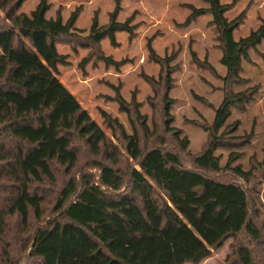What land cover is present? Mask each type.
<instances>
[{
  "label": "trees",
  "instance_id": "obj_1",
  "mask_svg": "<svg viewBox=\"0 0 264 264\" xmlns=\"http://www.w3.org/2000/svg\"><path fill=\"white\" fill-rule=\"evenodd\" d=\"M26 1L0 0V264H201L241 234L261 240L248 189L255 174L237 164L242 155L236 149L249 138L238 142L231 136L238 123L228 125L233 109L250 96H226L208 129L209 142L191 157V168L175 150L144 148L138 130L128 135L103 111L107 128L138 165L124 173L118 147L57 77L66 64L57 44L80 38L76 24L81 8L67 21L48 19L51 6L45 0L30 15L19 14ZM206 2L208 9L189 6L184 26L213 17L210 26L223 50L221 64L228 82L238 84L243 63L264 42V21L235 41L245 14L230 21L226 14L233 5ZM118 17L119 7L106 27L95 19L85 41L115 44L118 33L133 35V19L120 23ZM150 55L166 69L161 103L166 131L188 153L189 140L171 128L173 59L159 57L151 45ZM120 104L127 110L125 102ZM140 125L148 128L146 118L140 117ZM220 149L229 151L225 165L216 155ZM83 153L96 158L92 167L98 175H76ZM224 172L233 181L216 177ZM260 174L264 188V158ZM229 264H256L253 249L240 246Z\"/></svg>",
  "mask_w": 264,
  "mask_h": 264
},
{
  "label": "rangeland",
  "instance_id": "obj_2",
  "mask_svg": "<svg viewBox=\"0 0 264 264\" xmlns=\"http://www.w3.org/2000/svg\"><path fill=\"white\" fill-rule=\"evenodd\" d=\"M43 0H27L19 14L30 15ZM51 11L47 18L61 16L67 21L81 8L76 24L77 40L58 43L57 49L66 57V64L59 67L60 82L75 96L82 108L103 129L107 137L118 147L121 154L119 168L126 173L138 168L124 149L125 143L114 138L102 117L106 112L116 118L128 135L134 130L141 133L144 148L161 146L165 150L181 153L185 165L192 167L191 157L200 154L209 142L208 129L214 124L217 110L226 96L246 93L250 101L234 108L228 125L238 123V130L231 135L238 142L249 143L236 149L242 157L237 164L244 170L254 171L255 178L248 186L251 193V218L254 219L261 240L248 234L229 239L221 248L201 264H229L230 257L240 246H249L255 254L256 264H264V197L260 182V168L264 158V42L253 50L250 60L243 63L241 81L228 82L227 69L221 64L223 50L217 34L210 26L211 15L184 26L191 15L189 6L208 9L206 0H45ZM223 5H233L226 14L232 21L245 14L244 21L235 32V41L257 31L264 21V0H221ZM119 7L118 22L133 19V35L120 32L116 43L105 39L98 45L87 43L93 22L106 27L111 15ZM2 18L4 15L0 13ZM150 45L161 58L173 59V89L169 93L174 100L171 128L189 140L188 153H182L175 136L168 133L162 114V97L166 91V69L152 60ZM111 58L116 64L108 65L103 58ZM153 78L154 83L146 80ZM120 100L125 102L122 110ZM140 117L146 118L147 129L140 125ZM244 139V140H243ZM225 165L229 151L220 149ZM96 158L83 153L77 169L83 173L98 175L92 167ZM231 173L216 177L233 181ZM237 181L245 184L237 179Z\"/></svg>",
  "mask_w": 264,
  "mask_h": 264
}]
</instances>
